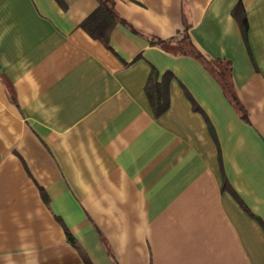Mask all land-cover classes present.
<instances>
[{
	"label": "crops",
	"instance_id": "0c3cea01",
	"mask_svg": "<svg viewBox=\"0 0 264 264\" xmlns=\"http://www.w3.org/2000/svg\"><path fill=\"white\" fill-rule=\"evenodd\" d=\"M98 5L0 0V264H264V0H115L110 46L81 26ZM182 32L246 118L149 39Z\"/></svg>",
	"mask_w": 264,
	"mask_h": 264
},
{
	"label": "trees",
	"instance_id": "16d2710c",
	"mask_svg": "<svg viewBox=\"0 0 264 264\" xmlns=\"http://www.w3.org/2000/svg\"><path fill=\"white\" fill-rule=\"evenodd\" d=\"M98 7L87 16L81 26L93 37L100 39L107 46L109 45L110 35L113 28L120 22L126 23V19L119 14L115 6V0H98ZM242 12L241 4H238L234 9L235 15H240ZM135 32L138 29L132 26ZM152 43L167 47L169 42H173L177 46L179 53L191 54L200 59L209 70L219 80L230 101L239 109L241 115L246 118V110L240 103L231 78V67L229 62H222L221 60H208L203 53L195 46L191 38L186 32L179 33L168 39H161L154 36H149ZM159 71L153 68L148 82L146 84V92L151 101L152 107L157 116L161 115L169 106V81L172 77L171 72H166L163 79L158 80ZM234 191V190H233ZM72 239V235L69 234Z\"/></svg>",
	"mask_w": 264,
	"mask_h": 264
}]
</instances>
